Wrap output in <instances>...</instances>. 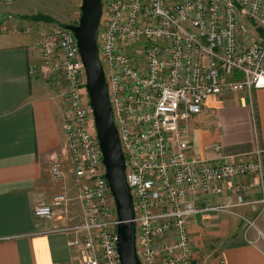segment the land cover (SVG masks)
Masks as SVG:
<instances>
[{
    "label": "built area",
    "instance_id": "obj_1",
    "mask_svg": "<svg viewBox=\"0 0 264 264\" xmlns=\"http://www.w3.org/2000/svg\"><path fill=\"white\" fill-rule=\"evenodd\" d=\"M101 5L97 50L125 159L137 257L141 264H226L221 257H193L187 222L253 204L244 196L254 184L233 181L255 176L264 190V153L257 147L234 161L215 143L214 157L196 158L189 154L186 130L209 97L264 89V0H101ZM43 36L41 58L65 86L64 129L82 210L78 224L52 231L74 234L69 248L78 252V264H120L119 221L76 39L65 27ZM50 173L56 181L63 178L58 165ZM224 193L236 196L235 203L198 208L192 199ZM68 202L66 195H56L36 206L33 216L60 220ZM260 202L264 207L263 198ZM245 224L246 230L255 226Z\"/></svg>",
    "mask_w": 264,
    "mask_h": 264
},
{
    "label": "crops",
    "instance_id": "obj_2",
    "mask_svg": "<svg viewBox=\"0 0 264 264\" xmlns=\"http://www.w3.org/2000/svg\"><path fill=\"white\" fill-rule=\"evenodd\" d=\"M1 4L0 264H78V252L69 248L74 234L54 232L61 222L57 225L33 216L36 206L64 194L71 196L67 206L76 207L75 218L82 217L64 129L65 86L44 64L33 35L16 27L25 22L20 17L33 15L47 17L56 25L63 23L54 15L53 4L41 5L44 13L29 11L33 6L27 0ZM54 77L59 85H54ZM186 132L189 154L196 158L214 157L211 148L215 143L234 161L257 147L264 153V89L209 97ZM53 165L63 173L59 181L51 176ZM258 182L255 176L233 181L235 185L254 184L244 196L253 204L234 207L232 213H203L188 220L193 257L204 261L209 260L207 256L221 257L226 264H264V207L260 202L264 190ZM192 199L203 208L206 204H234L236 196L224 193ZM243 218L254 221V228L246 230Z\"/></svg>",
    "mask_w": 264,
    "mask_h": 264
},
{
    "label": "water",
    "instance_id": "obj_3",
    "mask_svg": "<svg viewBox=\"0 0 264 264\" xmlns=\"http://www.w3.org/2000/svg\"><path fill=\"white\" fill-rule=\"evenodd\" d=\"M79 11L78 22L65 28L76 39L85 71V88L105 168L104 177L114 199L119 221L117 226L119 262L141 264L135 249L134 210L130 189L125 179V159L120 149L105 75L98 57L97 29L102 16L101 0H81Z\"/></svg>",
    "mask_w": 264,
    "mask_h": 264
},
{
    "label": "rangeland",
    "instance_id": "obj_4",
    "mask_svg": "<svg viewBox=\"0 0 264 264\" xmlns=\"http://www.w3.org/2000/svg\"><path fill=\"white\" fill-rule=\"evenodd\" d=\"M30 1L32 3H30ZM27 2H28L29 6H31V5L33 6L31 9H29V11L32 10V13H36V12L44 13L42 10H40L42 8L41 5L53 4V6L56 7V9H57V10H54L55 14L54 13L53 14L55 16H60L61 22L64 25H70V24L75 25L78 22V19L80 16L79 7L81 5V0H27ZM9 4H1V5H9ZM35 16L36 15L20 17L21 19L25 20V22L18 23V26H16V27L19 28L18 31H20L22 33L30 34L31 36L33 35V37L36 39L37 45H39L41 43V41L43 40V38H44L43 34H48L53 29L64 27L63 24L62 25L54 24V22L47 17H43L45 19H41L38 17L39 19L36 18V20H34L33 17H35ZM47 19H49V20H47ZM39 20H40V22H38ZM250 40L251 39L248 38L244 42V44L247 45L250 42ZM70 180L74 183V176L71 175ZM263 196H264V194H263ZM67 198L69 199V202H70L71 196H67ZM263 199H264V197H263ZM69 202H68V204H69ZM63 209L66 211L63 215L61 214V213H63L62 210L57 211L58 214L59 213L61 214V219L60 220H53V221H55V223L57 225L60 222L61 223L59 225L61 227L67 226L66 225L67 223L69 224V226H73V224L76 225L79 223L80 217L78 219H76L74 216V213L77 212L76 207L69 209L68 206H65V208H63ZM72 214H73V216H72ZM207 249H208V247H207ZM208 251H212V250L208 249ZM203 258H205V257H203ZM207 258L212 259V258H214V256H207Z\"/></svg>",
    "mask_w": 264,
    "mask_h": 264
},
{
    "label": "trees",
    "instance_id": "obj_5",
    "mask_svg": "<svg viewBox=\"0 0 264 264\" xmlns=\"http://www.w3.org/2000/svg\"><path fill=\"white\" fill-rule=\"evenodd\" d=\"M38 17L41 18V19H45V18H43L44 16H41V15H39V16H37V17L35 16V17H33V19L36 20V18H38ZM39 18H38V19H39ZM47 20H49V19H47ZM70 25H74V24H70ZM66 26H67V25H64V27H66Z\"/></svg>",
    "mask_w": 264,
    "mask_h": 264
}]
</instances>
